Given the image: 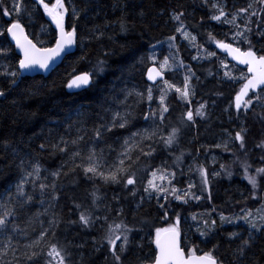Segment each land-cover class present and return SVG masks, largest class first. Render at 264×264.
<instances>
[{
    "label": "trees",
    "instance_id": "trees-1",
    "mask_svg": "<svg viewBox=\"0 0 264 264\" xmlns=\"http://www.w3.org/2000/svg\"><path fill=\"white\" fill-rule=\"evenodd\" d=\"M45 3L51 6L54 0ZM64 4L65 26L69 31L75 27L76 47L44 77L18 71L20 56L6 29L19 19L37 46L53 47L55 26L38 0L0 2V31L5 33L0 36V49L5 50L0 54V91L5 93L0 96V215L15 210L8 235L16 249L15 255L12 248L7 250L4 264H47L51 244L66 254L65 264H117L105 239L109 225L117 223L129 230L121 264H149L156 255V229L174 225L177 216L185 250L211 252L222 264H264V228L256 231L243 219L257 209L264 215V173H256L264 168V93L259 100L255 94L248 97L253 103L247 112L236 111L235 96L244 81L225 72L231 77L247 73L216 48L217 41H224L264 55V4L260 0H64ZM220 9L226 15L211 19ZM174 13H183L179 21ZM233 17V23H225ZM181 26L187 37L177 31ZM165 58L168 64L161 67ZM151 65L165 73L155 85L146 81ZM12 71H18L15 84L6 75ZM84 72L92 74L91 85L69 92L67 83ZM185 77H190L187 100L174 88L164 92L168 87L164 81L183 89ZM201 104L203 116L197 115ZM165 106L168 111L162 112ZM189 110L192 121L186 116ZM116 113L126 118L124 128L118 127L120 117L112 127ZM174 128L178 131L168 146L165 140ZM237 133L244 138L243 148ZM92 152L98 172L106 176L118 168L127 172L117 173L118 182L86 173ZM245 165L250 166L248 175L257 177L255 189L245 176ZM197 168L207 173L203 189ZM30 172L34 174L26 178L23 194L17 195V184ZM153 172L166 176L160 186L167 192L149 188ZM133 173L135 182L127 184ZM172 188L184 199H175ZM82 213L91 217L88 225L81 222ZM221 216L227 219L221 221ZM13 224L19 229L15 234ZM235 232L241 236L232 238ZM42 233L47 234L38 245L25 247ZM122 240L117 241V252ZM0 241L6 243L3 236ZM32 252L37 255L28 260L24 254Z\"/></svg>",
    "mask_w": 264,
    "mask_h": 264
},
{
    "label": "snow or ice",
    "instance_id": "snow-or-ice-1",
    "mask_svg": "<svg viewBox=\"0 0 264 264\" xmlns=\"http://www.w3.org/2000/svg\"><path fill=\"white\" fill-rule=\"evenodd\" d=\"M2 2V0H0ZM262 4H264V0H260ZM38 3L43 6L44 11L47 13L49 17L55 22L56 27L59 29V39L55 41L54 47H37L36 43H33L31 39L28 38V36L25 34L24 26L20 23L19 19H17L15 22L11 23L10 27H7L6 31L11 35L12 40L15 41L16 47L22 52L23 58L19 59L18 61V71L24 70V71H33L35 69H41L47 71L49 69L50 64L59 57L62 53H66L68 50L71 49V47L76 43V29L73 26L70 31H66L64 27V18L65 14L67 13L68 9L65 7L64 0H54V3L49 5V3H45V0H38ZM215 7V5H214ZM251 7V5H249ZM14 10L19 13L20 7L18 4L14 2ZM241 12L247 11V9H240ZM73 13L75 14V9H73ZM219 15H213L211 19L213 20H221V17L225 16L226 13L220 9ZM5 15H8L7 10H5ZM256 13L253 12L252 15H255ZM183 15V13L179 14H173V18L177 21L180 20V17ZM235 20V17H233L232 20H226L225 23H233ZM123 27V25H122ZM247 31H251L250 29H246ZM178 32H181L185 37L188 36V33L183 30V26L177 28ZM4 31H0V36H4ZM237 36H243L242 32H237ZM170 39L174 40L175 37H171ZM194 40L195 37H192ZM236 37H233V40H235ZM245 42L250 44V41L247 37H244ZM218 47L224 49L226 52H228L230 55H232L233 59L237 60L239 64L246 65L247 66V74L242 73L239 77H231V74L229 72H225V76H228L232 79H240L245 81L243 83V86L241 87L239 93L235 96V108L237 111H240L241 107L243 106V109L245 112L248 111V108L252 105L253 100L247 99L245 100L244 97L248 96L249 91H253L255 93L254 98L256 100H259L261 97V93H264V55H257L255 51L252 50L251 47H249L247 50H241L239 47H233L231 43H223V42H216ZM4 49H0V54L4 53ZM209 55H215V53H210ZM102 63V62H101ZM168 60L165 58L163 64L161 67L167 66ZM18 71H12L6 73V75L13 78L12 83H16V77L18 75ZM99 71H103V68L101 67ZM156 73L154 76L153 73ZM19 74H23L22 71L19 72ZM161 73L158 72L155 68L148 70V78L150 80H155L156 76H159ZM92 80V74L89 72H84L81 74H78L70 79V81L67 83V87L69 89H80L84 86H87L91 83ZM189 81L190 77H185L184 87L183 89L175 87V85L168 84V81H164V84L168 85L167 89L164 90V92L168 91L169 89H175L177 93L180 94L182 99L187 100L190 94L189 90ZM259 91H256L258 90ZM148 100L151 101L152 99V89L149 88L148 90ZM4 92L0 91V96H4ZM138 95H143L142 93H137ZM165 99V95L162 92L160 96V102L161 105H163ZM190 103V100L188 101ZM205 108L204 104L200 105V108L197 110V115L203 116L204 112L203 109ZM168 108L165 106L162 108V112H167ZM187 119L189 121L193 120V113L192 111H188L186 113ZM116 117H120L119 113H116L113 118L112 127H116ZM147 119V117H145ZM160 119H163V115L161 114ZM121 122L119 123L118 127L124 128L127 124V120L125 117H120ZM104 127V126H102ZM107 130H111L108 128ZM177 129L172 130V134L167 137L165 140L166 145L171 146L172 143L175 140ZM95 134L97 137L101 135L100 129L95 130ZM135 135V134H134ZM150 138V137H149ZM82 139V138H81ZM236 139L239 140L240 147L243 148V136L240 133L236 134ZM73 143H76V141H73ZM127 144V141H125ZM43 147V145H41ZM63 150V149H62ZM142 151V150H141ZM74 155H79V153H74ZM87 159L89 160V164L87 167L84 168V171L86 173H93L99 174L101 177H103L105 180H112L113 182H118L117 180V173L118 172H127L126 168H118L117 172L111 173L109 175H105L103 172H98L99 164L96 161L95 153L92 152ZM128 159L131 160V156H128ZM121 164L124 163L123 160L120 161ZM248 167L249 165H245V176L248 180V182L252 185V187L255 189L258 186V181L256 176L248 175ZM39 165H36L34 167V173L38 176L39 175ZM202 171V176L204 177L203 182L207 184V174L206 172ZM33 172L26 173V176L24 179L20 181L19 184H17V195L23 194V187L24 183L26 182V178L28 176H32L34 174ZM257 175H260L264 173V168H257L256 169ZM134 173L132 176L127 177L126 182L127 184H133L135 182L134 180ZM173 177L175 176L174 173L171 174ZM218 175V173H217ZM231 175V173H229ZM152 180L148 181L149 188L157 191V192H167L168 189L161 187L160 185H157L154 181L156 179L164 180L166 179L165 175H161L157 177V173H152ZM171 181L169 180V184ZM192 185H190L191 187ZM41 189L45 187V185H40ZM146 191L148 189H145ZM177 189L172 188L171 194L175 197V199L180 200L184 199V197L176 195ZM189 193L185 192L184 196H188ZM196 199H199V197H194ZM28 199H31L30 197ZM9 200H11V197H9ZM184 202L186 203L187 200L185 199ZM3 205H0L2 207ZM163 207V205H161ZM15 215V210L10 209L3 212L2 215H0V236L4 237L3 241H0V243H4V251L0 252V264H4V261L2 259L3 255L7 253V250L9 248L13 249V255H15L16 249L13 247L12 244V236L8 235V227H9V217ZM252 215L251 212L248 213L243 219L249 224V226L256 231H260L261 228H264V223H261L259 226L254 220H250L249 217ZM195 218V217H193ZM221 221L226 220L227 218L224 216L220 217ZM80 220L84 225H88L90 223L91 217L85 216L83 213L80 215ZM260 220L264 222V215L260 216ZM179 217L176 218V223L174 225L169 226L168 228H158L156 229V238H155V244L156 248L158 249V254L155 255L153 259V264H218V260L215 256L212 255L211 252H204L201 255H197V249L195 247H190L189 253L186 255L185 250L180 246V232H179ZM207 221H205V225H207ZM215 220L211 222L212 226H215ZM121 229L124 231L121 232ZM17 231H19L18 226L12 225V233L15 234ZM127 229L126 225H123L122 223H117L114 225H109L108 228V235L105 237L107 240V243L110 246V250L115 258V261L117 264H121V255L126 251V246L128 245V236H127ZM47 233H42L41 236L38 238V240L34 241L32 244L25 245L26 248H32L40 243L41 240H43L44 235ZM55 235V233H53ZM201 235H204V233H201ZM235 235V234H233ZM123 237L120 251L117 252V241H120ZM249 241H244V244L247 245ZM243 249H241V252ZM28 260H31L33 257L37 255L36 252H32L30 255L28 253L24 254ZM47 256L51 258L47 262V264H65L66 260V254L63 253V250L58 248L56 244H51L49 246V250L47 251Z\"/></svg>",
    "mask_w": 264,
    "mask_h": 264
},
{
    "label": "water",
    "instance_id": "water-1",
    "mask_svg": "<svg viewBox=\"0 0 264 264\" xmlns=\"http://www.w3.org/2000/svg\"><path fill=\"white\" fill-rule=\"evenodd\" d=\"M52 22H53V24H54V26H55V28H56V30H57V39H59V35H60V33H59V29L56 27V24H55V22L52 20ZM11 26V25H10ZM9 26V27H10ZM64 27H65V23H64ZM65 30L66 31H69V30H67L66 29V27H65ZM24 31H25V28H24ZM25 34L27 35V33H26V31H25ZM8 36H9V39H10V41L14 44V46H15V48H16V51H17V53L19 54V56H20V59H22L23 58V54H22V52L16 47V45H15V41L14 40H12V38H11V35L8 33ZM28 36V35H27ZM28 38H29V36H28ZM30 39V38H29ZM221 42H223V43H228V42H224V41H221ZM34 43V42H33ZM232 44V43H231ZM233 45V44H232ZM55 46V45H54ZM53 46V47H54ZM37 47H39V46H37ZM75 47H76V43L71 47V49L70 50H68L66 53H62L59 57H57L51 64H50V66H49V69L47 70V71H45V70H41V69H35V70H33V71H24V70H22L23 72H25L26 74H28V75H32V76H34V75H41V76H44V77H47L55 68H57L62 62H63V60L68 56V55H70L71 53H73V51L75 50ZM233 47H236L235 45H233ZM216 48H217V50L218 51H220L222 54H224L225 56H226V58L228 59V61L230 62V63H232V64H234L235 66H237V67H239V68H245L246 69V72H247V66L246 65H241V64H239L238 63V61L237 60H235V59H233V57H232V55H230L228 52H226L224 49H222V48H220V47H218V45L216 44ZM242 50V49H241ZM243 51V50H242ZM254 51V50H253ZM257 53V52H256ZM257 55L259 56V54L257 53ZM152 68H155L158 72H160L161 74L159 75V76H156V79L155 80H150L149 78H148V70L149 69H152ZM81 74V73H80ZM153 75L155 76L156 75V73L154 72L153 73ZM247 75H250V74H248L247 73ZM76 76V75H75ZM165 79V73L163 72V71H161V69H159L156 65H151L148 69H147V72H146V81L148 82V83H150V84H152V85H155V84H157L158 82H160V81H163ZM91 83H92V80H91ZM91 83L89 84V85H87V86H84V87H82V88H80V89H69L68 87H67V89H68V91L69 92H78V91H81V90H84V89H86V88H88L90 85H91ZM244 83H245V81H244ZM242 86H243V84H242ZM241 86V87H242ZM262 87H264V86H262ZM241 89V88H240ZM240 91V90H239ZM256 91H259V89L258 90H256ZM239 93V92H238ZM250 94H255L253 91H249V93H248V96L247 97H244V99L245 100H247V98L250 96ZM234 108H235V101H234ZM243 108V106L241 107V109ZM240 109V110H241ZM235 110H236V108H235ZM237 111V110H236ZM181 240H182V238H181V234H180V246L182 247V242H181ZM183 248V247H182ZM156 254H158V249L156 248ZM185 254H186V252H185ZM197 255H201V254H197ZM150 264H153V261L150 263ZM218 264H221L219 261H218Z\"/></svg>",
    "mask_w": 264,
    "mask_h": 264
},
{
    "label": "rangeland",
    "instance_id": "rangeland-1",
    "mask_svg": "<svg viewBox=\"0 0 264 264\" xmlns=\"http://www.w3.org/2000/svg\"><path fill=\"white\" fill-rule=\"evenodd\" d=\"M42 6V5H41ZM43 7V6H42ZM44 10V9H43ZM45 12V11H44ZM45 14H46V16H47V18H49L50 20H52L51 19V17H49L48 15H47V13L45 12ZM65 17H66V14H65ZM65 19V18H64ZM212 158L210 157V159L209 160H211ZM213 162H215L214 161V158H213ZM211 165H212V161H211V163H210ZM201 170H203L204 171V169L203 168H197L196 169V173L198 174V176H199V179H200V182H201V189H203V187H204V182H203V180H204V177L202 176V171ZM205 172V171H204ZM207 174V173H206ZM211 174L214 176L215 174H216V172L213 170L212 172H211ZM159 176H161V174H157V177H159ZM153 179V177L151 178V180ZM161 180L160 179H156L154 182L157 184V185H161V182H160ZM151 190H153V189H151ZM153 192H155L154 190H153ZM261 215H263V210L261 209H257V210H254L253 211V213H252V215L249 217V219L250 220H254L256 223H257V225L259 226L261 223H263L261 220H260V216ZM241 236V232H235V235H233V236H231L232 238H238V237H240Z\"/></svg>",
    "mask_w": 264,
    "mask_h": 264
},
{
    "label": "flooded vegetation",
    "instance_id": "flooded-vegetation-1",
    "mask_svg": "<svg viewBox=\"0 0 264 264\" xmlns=\"http://www.w3.org/2000/svg\"><path fill=\"white\" fill-rule=\"evenodd\" d=\"M185 250V249H184ZM185 252H186V254H188L189 253V249L188 250H185Z\"/></svg>",
    "mask_w": 264,
    "mask_h": 264
}]
</instances>
